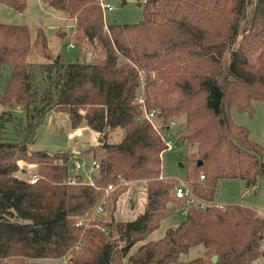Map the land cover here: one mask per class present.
<instances>
[{
	"label": "trees",
	"instance_id": "obj_1",
	"mask_svg": "<svg viewBox=\"0 0 264 264\" xmlns=\"http://www.w3.org/2000/svg\"><path fill=\"white\" fill-rule=\"evenodd\" d=\"M43 1L74 21L78 44L89 42L96 54L53 57L42 27L32 39L28 25L0 20V104L14 101L24 112L0 139V264H258L264 214L220 206L216 195L223 178L264 184V143L231 116L232 109L252 114V101L264 102V0H255L250 17L248 0H144L143 19L123 24L105 21L100 0ZM0 3L27 7V0ZM32 52L45 60L30 61ZM140 88L164 128L180 123L169 130L176 145L195 147L182 159L185 180L205 208L187 206L176 195L179 181L163 176L165 144L150 122L137 121ZM51 113H67L72 128L124 130L121 140L88 150L99 164L89 180L71 169L73 153L31 149ZM21 161L37 164L35 171L27 173ZM121 180L144 182L143 212L117 222L93 217L108 195L115 203L120 190L107 189ZM176 209L185 218L148 240ZM200 245L204 256L180 260Z\"/></svg>",
	"mask_w": 264,
	"mask_h": 264
},
{
	"label": "rangeland",
	"instance_id": "obj_2",
	"mask_svg": "<svg viewBox=\"0 0 264 264\" xmlns=\"http://www.w3.org/2000/svg\"><path fill=\"white\" fill-rule=\"evenodd\" d=\"M103 1L113 5L112 10L104 9V18L107 23H135L144 17L142 5L144 0ZM254 5L255 0H248L247 15L249 17L253 13ZM0 20L4 23L28 25L32 39L35 38L37 29L42 27L48 37L50 52L53 57L63 55L68 61H74L79 57H81L82 60H91L96 54L93 46L90 45L89 42L82 40L80 44H78L79 42L76 40L74 27L75 22L68 19L62 11L50 7V5L43 0H27V7L24 12H19L4 3H0ZM29 59L33 62L45 60L36 52H32ZM141 88L139 90L138 99L142 97L140 96ZM252 104L254 107V112L252 114L232 109L231 116L235 123L248 128L252 140L264 143V102L253 100ZM23 115L24 112L22 108L14 101L9 104H0V139L6 140L11 136L14 127L23 119ZM51 115L52 114L48 115L46 121L39 127L36 141L30 145L31 149L47 150L48 152L68 151L73 153L72 163L75 164V168H72V170L77 174L84 175L85 180L90 179L91 176H89V172L93 167L91 161L93 152H88V150H95L101 143L100 139L103 141L107 139L117 142L121 140L124 135V130L120 128L106 134L105 132H97L89 128L86 123H83L79 128H72L67 113H56L53 120L54 126L51 127ZM180 119L179 122L183 121L182 119H184V117ZM176 123L177 124L171 127L173 130L178 129V127L180 128V123ZM74 130L77 131L78 134L71 137L70 134ZM194 149V146H187L182 143L181 145H176L172 150H167L161 154L163 160V176L177 179L179 181L177 185H180L182 182L188 184L185 180L187 168L183 166L182 159L185 151ZM20 164L21 167L24 168L23 165L27 163L21 161ZM28 165L29 167L25 168L27 173H33L37 164ZM19 175L25 176L26 174L19 173ZM120 184H122V186L114 189V191L119 189L121 192L115 203H112L109 197L110 195H108L105 205V207H108V211L104 210V212L96 216L97 218L103 219L104 222L134 219L144 210L146 202L144 182L135 181L131 183L123 182ZM111 192L109 194H111ZM216 203L220 206L232 203L242 204L255 208L260 213H263L264 184L260 182L258 185L248 187L244 179L223 178L218 185ZM184 218L185 211L176 209L172 215L162 220L160 227L149 236L148 240H156L163 237L168 228L178 225ZM141 244V242H138L132 248L131 253H134ZM262 248L264 249V243ZM206 254V258L209 259L211 254ZM204 255V247L200 245L191 248L187 253H182L180 255V260L189 261ZM262 257L263 258L258 261V264H264V255ZM41 261L53 264H71L68 259L64 258H46Z\"/></svg>",
	"mask_w": 264,
	"mask_h": 264
},
{
	"label": "built area",
	"instance_id": "obj_3",
	"mask_svg": "<svg viewBox=\"0 0 264 264\" xmlns=\"http://www.w3.org/2000/svg\"><path fill=\"white\" fill-rule=\"evenodd\" d=\"M101 1V5L103 9H108V10H112L113 9V5L109 2H105L103 0ZM139 103L142 104V113L137 117V121L141 122L144 120H147L148 122L151 123V125L154 127V129L158 132L160 138L162 139V141L165 144V150H172L175 145H176V140L173 136V134L169 131L170 127L176 124L175 120H171L169 122V127L164 128L163 127V122L162 120L159 118L158 116V110L157 109H148L144 103V99L141 97L140 99L137 100ZM78 133L77 131H73L70 136L74 137L76 136ZM163 151V152H164ZM162 152V154H163ZM93 167L92 170L89 173H93L94 169H97L99 167V164L96 161L92 162ZM202 178H204V175H201ZM37 180V176L33 175L30 179L31 183H34ZM121 183H123L124 181L121 180ZM117 187V185H110L107 189V195L114 190ZM175 191H176V195L179 198H184L187 202V204L189 206H195V207H199V208H205V206L207 205L204 201L196 198L193 193L191 188L189 187L188 184H186L185 182H182L180 185H177L175 187ZM106 195V197H107ZM107 203V198H105L97 207V209L95 210L93 217H96L97 215L101 214L102 212H104L105 210V205ZM185 211V210H184ZM83 222L80 221V224H82Z\"/></svg>",
	"mask_w": 264,
	"mask_h": 264
},
{
	"label": "water",
	"instance_id": "obj_4",
	"mask_svg": "<svg viewBox=\"0 0 264 264\" xmlns=\"http://www.w3.org/2000/svg\"><path fill=\"white\" fill-rule=\"evenodd\" d=\"M51 114H52V115H51L52 118H51V121H50V126L53 127V126H54V124H53V120H54V115H55V113H51ZM102 141H103V140L100 139V142H102ZM199 164H201V162H199ZM28 166H29L28 164H24V165H23L24 168H26V167H28ZM72 168H75V164H74V163L71 164V169H72ZM93 176H94V173H92V177H93ZM217 259H218L217 256L214 255V256L212 257V262L215 263V262L217 261Z\"/></svg>",
	"mask_w": 264,
	"mask_h": 264
},
{
	"label": "crops",
	"instance_id": "obj_5",
	"mask_svg": "<svg viewBox=\"0 0 264 264\" xmlns=\"http://www.w3.org/2000/svg\"><path fill=\"white\" fill-rule=\"evenodd\" d=\"M21 165V164H20ZM29 167V166H28ZM263 213H264V211H263Z\"/></svg>",
	"mask_w": 264,
	"mask_h": 264
}]
</instances>
